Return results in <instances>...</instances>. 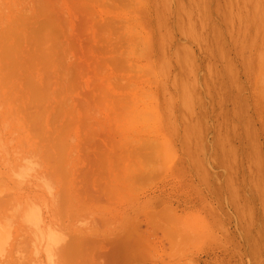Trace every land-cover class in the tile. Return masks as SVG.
<instances>
[{
    "label": "rangeland",
    "instance_id": "1",
    "mask_svg": "<svg viewBox=\"0 0 264 264\" xmlns=\"http://www.w3.org/2000/svg\"><path fill=\"white\" fill-rule=\"evenodd\" d=\"M0 101L95 213L128 211L85 264H264V0H0Z\"/></svg>",
    "mask_w": 264,
    "mask_h": 264
},
{
    "label": "bare ground",
    "instance_id": "2",
    "mask_svg": "<svg viewBox=\"0 0 264 264\" xmlns=\"http://www.w3.org/2000/svg\"><path fill=\"white\" fill-rule=\"evenodd\" d=\"M2 117L0 101V264H85L88 261H84L85 249L100 248L104 241L116 238L119 233H130L127 229L130 227L128 211L125 213L121 208L123 216L119 219L117 214H99L96 208L95 213L94 207L91 208L81 196L78 183H70L66 187L64 181L67 177L47 165L49 161L46 162L47 157L44 158L45 153L38 145L16 143L12 133L7 135L8 125ZM46 147L45 152L49 146ZM116 232H119L117 236ZM121 236L123 234L119 237L123 240L121 245L128 248L130 242ZM93 244L95 247H91ZM123 250L127 252V249Z\"/></svg>",
    "mask_w": 264,
    "mask_h": 264
}]
</instances>
